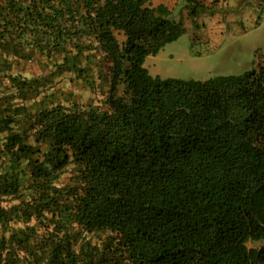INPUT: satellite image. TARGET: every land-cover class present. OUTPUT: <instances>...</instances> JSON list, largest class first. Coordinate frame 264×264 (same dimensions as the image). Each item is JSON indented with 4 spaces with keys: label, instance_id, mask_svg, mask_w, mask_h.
I'll return each mask as SVG.
<instances>
[{
    "label": "trees",
    "instance_id": "trees-1",
    "mask_svg": "<svg viewBox=\"0 0 264 264\" xmlns=\"http://www.w3.org/2000/svg\"><path fill=\"white\" fill-rule=\"evenodd\" d=\"M183 32L150 0H0V264H264L263 61L149 75Z\"/></svg>",
    "mask_w": 264,
    "mask_h": 264
},
{
    "label": "rangeland",
    "instance_id": "rangeland-1",
    "mask_svg": "<svg viewBox=\"0 0 264 264\" xmlns=\"http://www.w3.org/2000/svg\"><path fill=\"white\" fill-rule=\"evenodd\" d=\"M194 1L202 2L208 10L190 17L188 7ZM159 4L168 8L184 32L156 55L145 57L143 66L149 75L205 81L250 71L260 61L264 64V0H150L152 7ZM117 38L120 42L124 39L122 34ZM31 74L39 76L38 64L28 67L24 76ZM55 86L57 101L68 98L80 105L102 106V97L87 88L76 89L65 82ZM122 90L119 86L118 95ZM261 244L249 241L246 246L258 248Z\"/></svg>",
    "mask_w": 264,
    "mask_h": 264
},
{
    "label": "crops",
    "instance_id": "crops-1",
    "mask_svg": "<svg viewBox=\"0 0 264 264\" xmlns=\"http://www.w3.org/2000/svg\"><path fill=\"white\" fill-rule=\"evenodd\" d=\"M204 1L208 2V1H210V0H204Z\"/></svg>",
    "mask_w": 264,
    "mask_h": 264
},
{
    "label": "clouds",
    "instance_id": "clouds-1",
    "mask_svg": "<svg viewBox=\"0 0 264 264\" xmlns=\"http://www.w3.org/2000/svg\"><path fill=\"white\" fill-rule=\"evenodd\" d=\"M263 13H264V8H263Z\"/></svg>",
    "mask_w": 264,
    "mask_h": 264
}]
</instances>
